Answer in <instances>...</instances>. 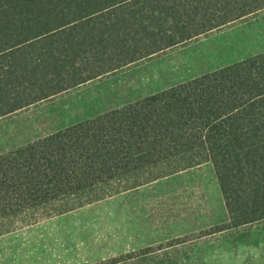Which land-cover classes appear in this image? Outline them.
Segmentation results:
<instances>
[{
  "label": "trees",
  "instance_id": "trees-1",
  "mask_svg": "<svg viewBox=\"0 0 264 264\" xmlns=\"http://www.w3.org/2000/svg\"><path fill=\"white\" fill-rule=\"evenodd\" d=\"M264 8V0H0V117ZM211 161L264 218V51L0 153V235Z\"/></svg>",
  "mask_w": 264,
  "mask_h": 264
},
{
  "label": "crops",
  "instance_id": "crops-1",
  "mask_svg": "<svg viewBox=\"0 0 264 264\" xmlns=\"http://www.w3.org/2000/svg\"><path fill=\"white\" fill-rule=\"evenodd\" d=\"M229 221L206 161L1 234L0 264H264V218L203 234Z\"/></svg>",
  "mask_w": 264,
  "mask_h": 264
},
{
  "label": "rangeland",
  "instance_id": "rangeland-1",
  "mask_svg": "<svg viewBox=\"0 0 264 264\" xmlns=\"http://www.w3.org/2000/svg\"><path fill=\"white\" fill-rule=\"evenodd\" d=\"M261 51H264V8L0 117V153ZM195 170L203 179L214 180L210 164Z\"/></svg>",
  "mask_w": 264,
  "mask_h": 264
}]
</instances>
